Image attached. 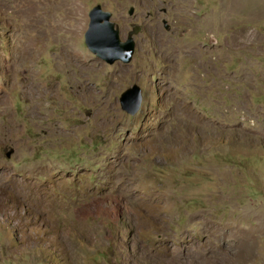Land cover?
I'll return each mask as SVG.
<instances>
[{"label": "rangeland", "instance_id": "rangeland-1", "mask_svg": "<svg viewBox=\"0 0 264 264\" xmlns=\"http://www.w3.org/2000/svg\"><path fill=\"white\" fill-rule=\"evenodd\" d=\"M0 264H264V0H0Z\"/></svg>", "mask_w": 264, "mask_h": 264}, {"label": "water", "instance_id": "water-1", "mask_svg": "<svg viewBox=\"0 0 264 264\" xmlns=\"http://www.w3.org/2000/svg\"><path fill=\"white\" fill-rule=\"evenodd\" d=\"M134 12L135 7L131 6L129 14L132 15ZM89 16V27L85 33V42L89 50L109 64H114L116 61L130 63L136 50L135 35L140 32V27L136 26L129 31L127 38L122 40L120 27L112 20L113 13L111 11L105 10L101 4H97L90 10ZM164 23L166 29L170 30L171 26L166 20ZM142 101V89L137 84L126 89L120 97L122 109L130 115L139 112ZM10 154L8 153V155Z\"/></svg>", "mask_w": 264, "mask_h": 264}, {"label": "bare ground", "instance_id": "bare-ground-1", "mask_svg": "<svg viewBox=\"0 0 264 264\" xmlns=\"http://www.w3.org/2000/svg\"><path fill=\"white\" fill-rule=\"evenodd\" d=\"M30 3V2H29ZM30 5V4H29ZM40 6V5H39ZM39 10V9H38ZM46 16V15H45ZM34 43L35 41L34 40H30L28 41L23 47H22V51L21 53L19 54V56L17 57L18 59L17 60H20V61H23L24 60H27L29 59L31 56H32V53L33 50H32V47L34 46ZM36 44V43H35ZM72 51V50H71ZM73 52V55H74V60H73V63L72 65H76L77 67L81 68V67H84V66H88L90 68V65H89V62L87 58H84L82 55L78 54V53H75L74 51ZM27 62V61H26ZM86 83L87 82H84L83 86L81 87V89L83 90V95L87 96L86 94ZM25 90L26 91H32L34 90L33 87H25ZM89 99V98H88ZM92 100V99H91ZM100 115V113H99ZM116 124V123H115ZM111 125V122L108 121V120H104L102 119L100 122H99V127L102 128V129H106V128H109V126ZM99 129V128H98ZM111 129V128H110Z\"/></svg>", "mask_w": 264, "mask_h": 264}]
</instances>
